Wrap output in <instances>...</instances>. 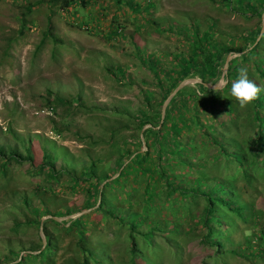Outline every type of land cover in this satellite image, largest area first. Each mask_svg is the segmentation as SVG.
Returning <instances> with one entry per match:
<instances>
[{
	"label": "rangeland",
	"instance_id": "obj_1",
	"mask_svg": "<svg viewBox=\"0 0 264 264\" xmlns=\"http://www.w3.org/2000/svg\"><path fill=\"white\" fill-rule=\"evenodd\" d=\"M250 1L252 5L258 2ZM222 2L85 0L81 4L79 0H70L69 5L63 7L62 0H0V144L18 147L28 141L32 146L30 160L5 161L0 157V264H15L24 254H36L33 249L39 243L41 249L45 243L40 236L43 222L54 242L51 256L48 259L42 251L36 260L25 257L23 264L76 263L79 261L75 245L77 234L63 230L61 224L54 221L73 219L89 210L82 227L86 246L94 250L104 248L109 264H130L125 225L117 224L112 218L104 219L99 211L93 210L95 206L80 211L94 178L78 177V173L81 167L93 162L96 175L111 174L116 168L117 155L124 154L127 148V140L131 139L130 147L137 146L136 137L142 139V131L148 124L138 129L131 114H135L138 106H143V92H151L150 108L158 107L160 93L170 82L162 73L175 75L176 58L184 57L189 50L190 25L200 31L212 22L217 41L229 40L228 44L237 46L241 42L240 33L260 24L264 9L260 13H242V7L235 2L230 5ZM47 31L54 38L47 35ZM259 47L258 53H264V47ZM148 54L156 58L162 73L156 71L157 75L141 61L139 56ZM229 54L232 56L227 62L241 53ZM260 59L264 63V58ZM248 63L238 62L237 70L247 68L249 78L264 86V77L258 76ZM223 65L224 62L221 68L217 67L219 76L215 83L208 84H216L221 77L227 82L226 67L222 74ZM115 67H120L122 72H117ZM235 79L237 76L228 82L227 88L219 91L218 103L229 102L234 112L230 116L225 112L226 105H215L218 120L230 119L218 131L231 136L249 152L254 135L252 103L241 108L231 96ZM195 83L186 82L179 89H196ZM185 130L178 132L182 138L188 135ZM194 134L197 139L199 134ZM177 142L183 152L184 148L193 147L190 141L186 142L188 147L180 144L179 139ZM43 144L57 157L55 172L59 171L56 173L49 172L53 171L50 162L47 163L53 161L49 156L44 160L45 166H39ZM19 149L22 152L20 146ZM142 149H145L143 141ZM196 153L206 161L212 175H235L232 181L235 192L239 202L247 206L241 218H224L219 229L227 239L218 237L223 243L221 247L202 243L204 231L198 228L186 232L182 221V232L171 235L168 242L162 237L156 238L163 258L161 262L151 263L264 264V252L258 247L264 249V234L258 230V226L264 225V163H258V156L253 159L247 155L253 164L242 173L236 171L240 165L225 162L222 155L215 158L217 147L212 144L200 145ZM214 159L217 161L212 164ZM59 161H66L63 162L67 163L66 167L60 168ZM167 168L169 175L172 169ZM184 171L185 168L177 170ZM117 173L118 170L112 178ZM110 179L101 181L100 187ZM186 180L181 182L186 184ZM134 186L136 192L132 191ZM140 187L141 183L135 185L124 178L104 195L106 199L110 196L116 201L120 199L118 204L126 207L125 192L137 200ZM190 204L192 213L198 214L204 201L197 197ZM65 209L70 213L54 216ZM36 218H39L38 224ZM248 231L251 236L245 235ZM134 237L137 246L144 250L141 238L137 234ZM259 240L262 243L257 245ZM230 249L237 253H231ZM250 250L254 251L252 255L248 253ZM14 255L18 256L12 260Z\"/></svg>",
	"mask_w": 264,
	"mask_h": 264
},
{
	"label": "trees",
	"instance_id": "obj_2",
	"mask_svg": "<svg viewBox=\"0 0 264 264\" xmlns=\"http://www.w3.org/2000/svg\"><path fill=\"white\" fill-rule=\"evenodd\" d=\"M62 1L63 7L69 5L70 0ZM79 2L82 4L85 3V0H79ZM231 2H235V5L241 6L242 10L240 11H243L242 13H260L264 9V1L262 0H258L254 5H252L250 0H223L222 3L230 5ZM126 3L131 5L130 1H126ZM29 9L30 7L28 6L27 10ZM48 26L51 28L50 24ZM189 28L190 36H186L189 38V50L184 57L176 58L174 76L170 75L171 72L163 71L162 73L158 69L156 65L158 61L156 58H153V54L145 55V57L143 55L139 56L141 57V61L144 60L148 64L151 71L155 73L159 71L165 78H170L166 90L160 93L156 109L150 108L149 99L151 92L147 91L142 94L144 99L143 106H138L135 114H131L137 122L136 127L138 129L148 124L142 131V140L137 135V146L134 145V147H130L131 139L127 140V148L124 150V154L117 155L116 168L111 174L101 173L96 175V168L93 162H89L87 166L81 167L78 173V177L91 176L94 178L93 183L90 184L91 188L86 190L85 204L80 208V211L95 206L93 210L99 211L101 217L104 219L112 218L117 224L125 225L128 229L127 239L129 242L127 244V252L130 264L161 262L163 258L162 252L159 249L160 247L158 248L156 238L162 237L165 242H168L167 239L171 235L182 232L180 226L182 221L187 227L186 232L194 231V229L198 228L204 231L201 238L202 243L221 247L223 243L218 237H221L223 240L227 239L226 234H222L223 230L219 229L221 223L224 222V218H241L243 215L247 205L239 202L240 200L235 192L236 189L232 184L235 175H226V177L212 175L211 170L205 164L206 161L199 158L196 153V149L200 145H214L217 147L218 152L215 158L222 155L225 162H233L240 165L241 167L235 170L242 173L245 171V167L253 164L252 157L254 159L258 156L260 159L258 163L260 164L261 161L264 163V91L251 104L254 135L250 151L245 152L240 147L241 144L235 142L231 136L221 135V131H218L220 126L225 127L230 119L226 121L218 120L215 105H226L225 112L229 113L228 115L234 112L233 107L229 102L218 103L217 98L221 89L214 91L203 85V83H215L219 76L217 67L220 66L221 68L227 54L234 51L241 54L231 58L227 62L224 75L227 82L223 89L229 86L228 82L232 81V78L238 77L239 70L236 67L240 61L249 62V67L258 76L264 77V63H261L262 60L260 59L264 58V53H258L259 46L264 47V28L257 41L255 39L258 35L260 24L244 30L238 36L241 38V42L237 46L228 44L229 40L226 42L217 41L212 22H208L206 28L200 31H198V28L193 27V25H190ZM177 30L181 31L180 28H177ZM115 31L116 33L118 32V30ZM47 35L53 36L50 31H47ZM114 69L116 71L119 70L117 72H122L120 67H115ZM193 76L200 80V82L194 84L196 89L187 87L179 89L168 101L161 122H159L162 101L180 80ZM157 78L161 79L158 76ZM201 93L204 95L200 96ZM180 107L182 108L180 109ZM122 113L126 112L122 111ZM202 113L205 114L202 115ZM182 129H186L185 131L188 133L184 138L179 135ZM194 133L199 134L196 137L197 139L194 138ZM178 139L180 144L183 143L185 147H188L186 142L190 141L193 147L184 148L183 152L182 147L178 148ZM141 141L145 145V149L142 150ZM19 146L22 148V152ZM228 146L230 147L229 149L227 148ZM31 149V143L28 141L21 142V145H18V147L16 144H0V157L5 161H10L11 159H14L16 162L30 160ZM41 149L39 166H43L45 158L49 156V158H53V161H47V163L50 162L49 165L53 169V171L49 170V172H55V165L58 160L57 157L53 156V150L45 144L41 146ZM215 161L217 159H214L211 163L213 164ZM63 162L66 161L61 162L60 168L66 167L67 163ZM168 166L172 169V173H169V175L166 173ZM180 168H185V171L182 173L177 172ZM117 170V175L100 187L101 181L110 178ZM73 178L77 179V177ZM124 178L126 182L133 181L135 185L141 183V187L137 193L139 196L137 200L131 199L130 194L125 192L128 202L126 207L118 204L120 199L116 201L114 200V196L106 199L104 195L108 188L111 187L112 189L113 186H116ZM183 180H186L187 183H182L181 181ZM136 190L135 186L132 187V191L136 192ZM197 197L203 199L204 205L198 214H194L191 211L192 206L190 203ZM90 212L91 210L73 219L62 220L61 222L53 221L57 224L60 223L63 230H73L77 234L75 245L79 254V261L74 264H109L107 251L104 248L102 250H94L86 246L83 236L84 229L82 227L83 223L86 222L85 217ZM36 213L37 211L35 215ZM69 213V210L65 209L53 215L63 216ZM35 221L38 224L39 218H36ZM258 230L264 234V225L258 226ZM42 232L45 239L42 248L40 249L41 243H39L37 248L33 249L37 251L36 254H26V256L24 254L15 264H23L25 257H32V259L36 260L42 251H44L49 259L54 248V242L51 234L45 229L44 222ZM134 234H137L141 238L144 250L137 246ZM261 243V240H259L257 245ZM258 247L260 251L264 252L263 247ZM229 251L234 254L237 253L234 249H230ZM253 252V250H250L248 253L252 255ZM17 256L14 255L12 260H15ZM10 261H7V263Z\"/></svg>",
	"mask_w": 264,
	"mask_h": 264
},
{
	"label": "clouds",
	"instance_id": "obj_3",
	"mask_svg": "<svg viewBox=\"0 0 264 264\" xmlns=\"http://www.w3.org/2000/svg\"><path fill=\"white\" fill-rule=\"evenodd\" d=\"M226 86V81L221 77L216 84L213 85V90L218 91ZM264 91V86L258 85L248 76V70L245 67H240L238 77L231 84L230 94L239 103L241 108H245L259 98V94ZM204 95L203 93L200 96ZM10 99V97H9ZM246 236H251V231L245 233Z\"/></svg>",
	"mask_w": 264,
	"mask_h": 264
},
{
	"label": "water",
	"instance_id": "obj_4",
	"mask_svg": "<svg viewBox=\"0 0 264 264\" xmlns=\"http://www.w3.org/2000/svg\"><path fill=\"white\" fill-rule=\"evenodd\" d=\"M264 28V14L262 15L261 17V21H260V28H259V32H258V36L260 35V33L262 32ZM232 55H227L226 58H225V61H224V65H223V68H222V74L225 72V67H226V62L227 60L231 57ZM221 74V75H222ZM200 82L199 79L197 78H187V79H183L181 80L172 90L171 92H169V94L165 97V99L162 101V104H161V109H160V120L162 119L163 117V114H164V109H165V106L167 105L169 99L175 94V92L182 86L184 85L186 82ZM204 86H207V87H213V85H210L208 83H203ZM142 140V139H141ZM113 176H111L110 178H112ZM109 178V179H110ZM87 211V210H86ZM63 217H58V219H62ZM40 236H41V240L42 242H44V235L43 233L41 232L40 230Z\"/></svg>",
	"mask_w": 264,
	"mask_h": 264
}]
</instances>
